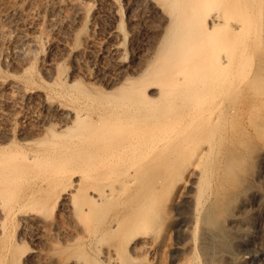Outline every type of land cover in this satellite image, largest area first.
<instances>
[{
	"label": "bare ground",
	"instance_id": "6f19581e",
	"mask_svg": "<svg viewBox=\"0 0 264 264\" xmlns=\"http://www.w3.org/2000/svg\"><path fill=\"white\" fill-rule=\"evenodd\" d=\"M129 1L157 14L161 33L143 54L129 48L126 59L115 0H0V61L13 73L33 64L8 53L25 44L39 49L41 42L70 50L68 39L82 24L88 28L79 30L66 74L60 48L57 58H46L59 99L1 83L10 97L37 98L38 105L35 100L32 125L21 126L18 136L10 123H0V264L20 262L14 252L24 238L22 230L12 238L13 222L45 234L24 264H128L126 250L138 257L157 240L160 188L168 179L174 188L190 172L192 231L206 222V203L219 205L229 190L236 201L218 206L219 225H204L203 264L242 263L232 244L242 245L253 232V215L264 210V0ZM102 8L113 23L101 34ZM137 20L134 15L130 24ZM61 28L67 37L58 36ZM250 152L257 165L240 184ZM259 255L247 252L244 262L264 264ZM191 260L183 261L196 264Z\"/></svg>",
	"mask_w": 264,
	"mask_h": 264
},
{
	"label": "rangeland",
	"instance_id": "374dc122",
	"mask_svg": "<svg viewBox=\"0 0 264 264\" xmlns=\"http://www.w3.org/2000/svg\"><path fill=\"white\" fill-rule=\"evenodd\" d=\"M115 1H116L115 4H116V10H117L116 14L117 15H116V19H115L116 21H114V24L117 26V27L115 26L116 30H118L119 32L122 33V39H121L120 44L125 49L126 54H125L124 58L127 59L130 56L129 55L130 54L129 48H132V47L134 49L141 50L142 54L145 53L144 50L152 47V45H154L157 42V40H155L157 38L156 37L157 34L161 33L159 31L160 26L159 27L157 26L158 24L160 25V22H159L160 18L158 19L159 16L157 14L153 13L152 11H150V9L147 8V6L145 7V5L143 3H142L143 5H142L141 2H138L136 4H132L129 0H115ZM92 4L93 3H91L90 7L91 6L96 7V3L94 5H92ZM138 6H140V7H138ZM144 7H145V9H144ZM103 9L104 8H102V10ZM102 10H100L101 12H99L100 14H98V23L99 24H97L98 25L97 28L100 30L101 34L103 32L105 33L107 31V29L109 28V26L113 23V19H112L113 17L111 15V13L109 12V9L105 8L104 11H102ZM132 15L133 16L136 15V20L139 18V21L137 20L134 23L130 24V20L133 17ZM86 26L87 25H85V23H84V25L82 24L81 29H79L81 32L78 30V34H79V32H80V34L82 33L81 35L87 33L88 28H86ZM131 26H132V28H131ZM82 28H83V30H82ZM61 29H60L61 31L59 30V32H58L59 33L58 36L63 37V38L67 37L68 36V30L66 29L67 30L66 31L64 28H61ZM63 29H64V31H63ZM42 30H43L42 31V33H43L42 34V41H43L44 40L43 35H44L45 30L43 28H42ZM45 34H47V33L45 32ZM63 34H64V36H63ZM76 34H77V32H76ZM78 34L76 36L75 35L71 36L73 39H71V37H70L71 42H70V39L66 38L69 40V45L71 44L70 46L68 45L70 48V50L68 49L69 51L67 49L66 50L62 49V46H59L60 49L56 48L57 46H55V45H50L48 47V44L45 42L43 45V42H41V43L39 42V41H41L39 39L40 36L38 38V43L42 44V46L39 44L40 45V46L38 45L39 49L33 48L36 51H34L33 49L30 50L31 47L29 45H26V44L22 45L21 48L15 50L13 52V55H12L11 51H8V52H11V54H9L7 52L8 57H10V55H11L10 58L14 57L13 58L14 60L19 59L17 62H21V61L27 62L28 58H29V62H31V65L32 64L33 65H32V68L30 66L29 70H26L27 72L24 71V73L23 72L22 73H13L10 70V67L7 64V62L0 61V65H1L0 66V80H1L0 81V112H4V110H5V112L3 113V116H0V123L1 122L10 123L11 127H13L12 129H13L14 135L17 132L19 133V131H21L22 129L30 127L32 125L31 124L32 121L28 117V114L32 113L33 109H34V112L36 113L35 108L37 110L38 99L35 98V100H37L36 101L37 105H36L34 98L28 99L29 97H25L26 98L25 99L24 97L20 98V96L19 97L14 96V98H16V99H14L13 97H10L11 96L10 94H8L9 92H7V90L9 91V89L8 88L6 89L5 85H3L1 83L3 82L4 79H5L4 82L14 81L16 84H18V85L20 84V86L22 88L25 87V89L28 91L30 89H31L30 91H33V90L34 91H36V90L37 91H43L44 93L51 94L54 99L56 97H57V99H59V95L54 93V90L57 88L56 85L54 86L53 82H51L52 85L50 83V81H52L51 79H53V77H54V75H53L54 72L52 70L48 69V67H46L47 66L46 65V58L48 56L57 58V56H58L57 53L59 52V50H61V52H59V56H58V58L60 60V70L63 72V74H66V71L68 72V70L70 69V61H71L70 59L72 58V53H70V52L74 51L73 48L74 49L77 47L79 48V46H80L79 43L81 42V40L79 38H81V37H79L80 34L79 35ZM154 37H155V39H154ZM158 37H159V34H158ZM46 47H48V48H46ZM53 53H54V55H53ZM60 53L63 54V57H62V55H60ZM64 53H66L67 55ZM70 54H71V56H70ZM10 58H8V60H10ZM31 59H32V61H31ZM102 61H103V59L101 61H100V59H98L99 64L105 62V61H103V62ZM41 62H42V64H41ZM12 78H13V80H12ZM47 78H48V80H47ZM44 79L47 80V83L49 85H47V83L45 82L46 80L44 81ZM44 82H45V84H44ZM61 96H63V95H60V99L62 101L64 100V102H65V99L67 101V98H65L64 96L63 97H61ZM11 98L14 99L13 101H15V100L18 101L19 99L20 100H19V102H16V101L13 102L11 100ZM14 109H15V111H14ZM9 111H11V112H9ZM23 114H25V115H23ZM26 114H27V116H26ZM5 116L7 118H4ZM12 125H15V126H12ZM21 126L24 128H22ZM15 136H18V135L16 134ZM251 154H252V152H250L248 154V158H249V155L251 156ZM252 158H254L253 154H252V157H250L246 161L247 166L245 167L243 174L245 173L247 175H246V178H244L245 175L243 176V179H242V181H240V184L245 183V181L248 180V177L250 178V175L252 174V172L256 168L257 163L255 161L256 165L253 164L254 161ZM254 165H255V167H254ZM250 172H251V174H250ZM243 174H241V176ZM192 177H193L192 172L186 174L184 177V180L178 181L174 188H170L171 180L168 179L167 182L165 183L166 185L164 184L165 188H163V187L160 188V190H159L160 192H158V194L160 193L158 195V197L159 196L160 197L158 200L159 201L158 206L156 208L157 213H158L157 214L158 215L157 223L156 224L154 223V226H155L154 228L156 229V239H157V240H155V243L153 246L154 248L152 247L151 250H148L147 252L142 251L140 253H137V254L143 253V255L142 254L138 255V257L137 256L135 257V253L133 254V252L126 250L125 253L127 255V258L129 259V260L127 259L128 264H155V263L157 264L158 262H159L158 264H164V263L165 264L166 263H168V264H184L185 261H183V260H186L187 258H189L190 260L193 259L191 261H194L196 264H203L204 254L202 251V243H201V240H202L201 236L202 235L201 234H202L203 229L206 228V226H204V225H207V226L210 225L212 227L219 225V223L221 222V220H219V219H221L220 214L222 212L220 211L218 206H220L221 203L222 204H224L225 202L229 203L228 201H231L233 199L232 198L233 193H232V190L228 191V192H230L231 195L228 194V192H226V194H228L227 197L228 196L229 197L226 198V196H225L224 200H222V202L219 203V205L217 203H215L216 204V205L214 204L215 206L210 205L208 207V204L206 203L205 206L202 208V211H201L204 213H201V212L200 213L206 214L204 216L206 217L205 221L207 222V224H206V222L204 224L199 223L200 225L197 226L198 227V229H196L197 231L194 232V231H192L193 229H191V227H194V221H195V216H194L195 215V212H194L195 189L192 186L194 184H192V182L190 181L192 179ZM244 179H245V181H243ZM260 182L261 181L258 182V185L264 184V183H262L264 181H262L261 183ZM240 184H239V186H240ZM235 188H237V187H235ZM235 188H233V189H235ZM261 190L264 191V186H262ZM233 192H234V190H233ZM234 201L235 200L233 199L232 202L229 203V205L235 206L236 201H235V204H234ZM255 201H257V199L256 200L253 199L249 203L250 205L248 204L249 207L254 206ZM224 206H225V204H224ZM226 206H228V205L226 204ZM231 206H228V207H231ZM233 207H231V209ZM204 208H205V211H204ZM252 222H253V224H251V226H252L251 229L253 230V232L245 237V240L242 243V245L241 244H237V245L232 244V247L234 248V249L232 248L234 250L233 251L234 257L236 254L235 258H237L239 263L242 262L240 264H258L256 261L247 262V263L244 262L245 261L244 256L246 255L247 252H250V251L252 252L255 250L256 252H258V254H260L259 257H264V240H262L264 238H262V230H261L262 228H264V227H262V226H264V210H261L259 214L255 213V215H253V217H252ZM12 225H13V227L11 226V228H10V232H11L10 234H12L11 236L13 239L16 238V236L18 234L17 232L22 230L20 232L22 233V237L24 238L22 240L23 244L21 243L23 246L20 244L18 246L19 250L15 249L16 254L14 252V255L17 256L16 260H17L18 256L20 255L19 257L21 259L22 258L23 259L21 261V259L18 258L17 261H20V262H18V264H20V263L24 264L23 260L25 258V254L28 252L29 248L34 246V245L37 247H38V245H40L42 247V244H43L42 239H44L45 234L43 231L37 229L34 226L30 227V225H27V226L22 227V225L20 223H17V222H13ZM18 225H19V228L16 227ZM20 225H21V227H20ZM201 225L203 226L202 228L200 227ZM259 228H261V229H259ZM157 229L159 231H157ZM12 230H13V232H12ZM17 253H19V254H17ZM184 257H186V258L184 259ZM135 258L137 260H135ZM160 262H162V263H160ZM215 262H216V264H220V263H217V261H215ZM104 264H108V263L105 262Z\"/></svg>",
	"mask_w": 264,
	"mask_h": 264
}]
</instances>
